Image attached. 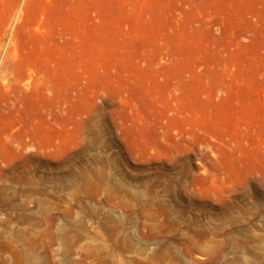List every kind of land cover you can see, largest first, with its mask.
Segmentation results:
<instances>
[{
  "label": "rangeland",
  "instance_id": "obj_1",
  "mask_svg": "<svg viewBox=\"0 0 264 264\" xmlns=\"http://www.w3.org/2000/svg\"><path fill=\"white\" fill-rule=\"evenodd\" d=\"M56 239L264 264V0H0V248Z\"/></svg>",
  "mask_w": 264,
  "mask_h": 264
},
{
  "label": "built area",
  "instance_id": "obj_2",
  "mask_svg": "<svg viewBox=\"0 0 264 264\" xmlns=\"http://www.w3.org/2000/svg\"><path fill=\"white\" fill-rule=\"evenodd\" d=\"M19 249H2L0 248V264H37L38 261L34 257H29L26 260H16L14 252H18ZM65 248L61 240L56 239L53 246L50 249L49 264H65L66 259L64 257Z\"/></svg>",
  "mask_w": 264,
  "mask_h": 264
}]
</instances>
